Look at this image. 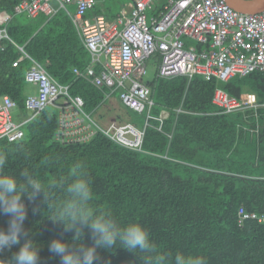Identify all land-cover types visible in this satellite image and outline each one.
Here are the masks:
<instances>
[{
    "label": "trees",
    "instance_id": "16d2710c",
    "mask_svg": "<svg viewBox=\"0 0 264 264\" xmlns=\"http://www.w3.org/2000/svg\"><path fill=\"white\" fill-rule=\"evenodd\" d=\"M20 1L0 0V11ZM165 2L161 0L158 6ZM112 14L98 2L86 16L110 18ZM6 29L11 41L4 40L0 47V98L9 97L15 112L26 113L29 93L24 75L31 62L24 58L12 64L22 55L18 49L21 46L54 80L69 85L71 95L83 99L85 112L96 113L105 100V89L74 72L75 68L84 70L90 56L64 10L59 9L50 17L43 13L33 17L15 15ZM190 43L185 40L186 46ZM153 58L159 61V53L155 52ZM146 84L154 102L149 113L157 116L167 110L169 115L161 130L156 128V118L148 119L141 150L125 148L99 131L87 141L60 142L56 138L59 118L54 105L23 124L20 139H0V153L6 155L2 173L15 176L19 182L38 178L47 190V195L42 190L32 199L27 195L23 198L27 218L21 243L31 240L36 244L38 264H61L60 257L49 250L54 239L67 242L73 249L93 245V236L86 226H81L83 235L74 244L75 230H66L62 223L51 219L54 206L72 198L67 186L75 178L71 170L77 165L91 182L90 206L98 211L111 210L120 226L133 221L141 223L161 252L198 254L205 258V264H264V221H239L238 214L241 206L247 213H264V156L257 157L254 152L251 162L248 159L241 164H233L227 156L230 133L238 124H245L244 114L252 112L222 113L211 103L215 87L238 97L244 84L264 101L263 74L253 71L225 81L205 80L199 75L189 80L156 76ZM178 106L207 115L178 114L174 111ZM125 112L127 123L143 128L145 111L137 113L126 107ZM257 112L261 119L256 121L254 117L248 123L258 130V134H253L256 141L262 133L260 126H264V108ZM166 132L171 133L170 137ZM221 145H227L225 150ZM259 150L264 152V147ZM9 220L0 212V230H7ZM18 249L19 245H15L0 250V260L15 264ZM95 264H144V260L138 252L115 246L112 250L98 248Z\"/></svg>",
    "mask_w": 264,
    "mask_h": 264
},
{
    "label": "built area",
    "instance_id": "2783aa9c",
    "mask_svg": "<svg viewBox=\"0 0 264 264\" xmlns=\"http://www.w3.org/2000/svg\"><path fill=\"white\" fill-rule=\"evenodd\" d=\"M161 0H128L120 4L110 18L96 15L87 18L86 12L96 0H21L13 7L0 11V47L11 41L6 25L18 14L53 15L62 9L71 18L81 42L91 56L89 64L77 75L98 88L105 89V97L117 92L122 104L137 113L146 112L142 129L127 122H110L103 126L83 110V99L71 95L68 85L54 80L41 63L33 58L25 73L26 82L36 87L27 95V115L16 120L15 104L7 96L0 98V139L15 141L23 136L22 126L49 105L58 109L56 138L62 142L89 140L97 131L113 142L129 149L141 150L144 128L149 118L162 120L149 113L153 104L149 87L142 81L146 74V60L158 51L161 55L157 75L202 76L225 81L238 75L259 71L264 76V8L257 13H241L225 0H166L154 15L148 10ZM74 5V9H69ZM187 36L203 46H186L181 39ZM21 49V48H20ZM25 55V53H24ZM22 58L15 60L16 65ZM96 64V65H95ZM96 70V68H98ZM212 102L222 113L251 106L255 97L249 93L236 98L225 90L216 89ZM243 218H264L239 209Z\"/></svg>",
    "mask_w": 264,
    "mask_h": 264
},
{
    "label": "clouds",
    "instance_id": "9594fccd",
    "mask_svg": "<svg viewBox=\"0 0 264 264\" xmlns=\"http://www.w3.org/2000/svg\"><path fill=\"white\" fill-rule=\"evenodd\" d=\"M5 163L6 155L0 153V212L10 217L7 230H0V250L19 245L14 256L15 264H38L36 244L31 240L21 243L23 224L27 218L23 198L27 195L28 199H32L42 190L47 195V190L38 178L29 177L26 182H19L15 176L3 174ZM71 171L75 178L67 186V192L72 194V198L55 205L51 219L54 223H62L66 230H75L72 239L74 244H78L83 235L81 226H86L94 243L73 249L67 242L54 239L49 250L60 257L61 264H95L98 248L112 250L115 246L140 253L144 264H205V258L198 254H186L180 250L174 253L161 252L141 223L133 221L120 226L111 210L98 211L91 207V182L78 170L77 165H73ZM0 264L5 262L0 260Z\"/></svg>",
    "mask_w": 264,
    "mask_h": 264
},
{
    "label": "crops",
    "instance_id": "0c3cea01",
    "mask_svg": "<svg viewBox=\"0 0 264 264\" xmlns=\"http://www.w3.org/2000/svg\"><path fill=\"white\" fill-rule=\"evenodd\" d=\"M102 3L104 6H105V9L106 11L110 10L112 11V13L116 14V12L118 11V9L120 8V4H126L128 3V0H96V3ZM161 3V2H160ZM159 3V4H160ZM158 4V5H159ZM165 4V3H164ZM163 4V5H164ZM155 6L153 7L151 10H148L147 13L149 15H154L156 14V12H158L159 10H161L163 8V5L162 6ZM69 9L73 10L74 9V5H69ZM91 10V9H89ZM88 10V11H89ZM57 12V11H56ZM55 12V13H56ZM54 13V14H55ZM87 13V12H86ZM38 14V13H37ZM20 15V14H18ZM22 15H25V14H22ZM68 15V14H67ZM27 16V15H25ZM47 16V15H46ZM52 16V15H50ZM50 16H47V17H50ZM86 16V14H85ZM96 16V15H95ZM95 16H86L87 18H93ZM27 17H30V16H27ZM33 17V16H32ZM74 25V24H73ZM76 28V27H75ZM181 39L183 40L184 44H185V40H189L191 41L190 44H188V46H195L196 48H200L202 47L203 45L187 36H182ZM21 48V49H20ZM18 49L21 51L22 55L20 57H18L17 59L15 60H18L19 58H22V60L24 58L28 59L30 61L29 58H33L31 57L29 54H27L21 46H18ZM155 52H158V51H155ZM154 52V53H155ZM25 53V55H24ZM89 53V52H88ZM154 53L146 60V72L148 70L149 67H151L153 69V76L151 79L149 80H146V81H143L145 84L147 81H151L153 80L156 76L159 77L157 75V72H158V67H159V64H160V59H161V55H160V58H159V61H156L154 58H153V55ZM90 56V54H89ZM35 59V58H33ZM14 60V61H15ZM90 60H91V56H90ZM13 61V62H14ZM31 62V61H30ZM13 64V63H12ZM96 65V64H95ZM31 66V64H30ZM29 66V68H30ZM27 71V70H26ZM26 73V72H25ZM77 75V74H76ZM81 76V75H79ZM83 78H85L87 80L86 77L84 76H81ZM177 77H187V79L189 80L191 77H188V76H185V75H173L171 77H160V78H166V79H173V78H177ZM202 77V76H201ZM242 77V76H241ZM24 79H25V75H24ZM143 79V77H142ZM205 79V78H204ZM205 80H208V79H205ZM218 80V79H217ZM88 81V80H87ZM220 81V80H219ZM222 81V80H221ZM26 82V80H25ZM89 82V81H88ZM26 88H27V92L30 94V93H34L36 91V87L33 86L32 84L26 82ZM90 83V82H89ZM147 85V84H146ZM96 87V86H95ZM221 87H215L214 90H213V93L216 89H219ZM68 89H69V85H68ZM223 89V88H221ZM224 90V89H223ZM117 92H114L112 93L110 96H106L105 97V100L101 103V105L98 107L97 111H96V114L98 115V111L101 110V108L103 106H111V105H115V109L113 110H110L109 111V123L110 122H127L128 120V116H126V112H125V106L122 104V102L119 100L118 98V102H114V101H111L110 104L111 105H107L106 104V99L107 98H110L113 94H115ZM213 93H212V96H213ZM253 94L254 97H255V103L251 106H247V107H243V108H239L237 110H234L232 111V113H236V112H242V113H245L247 111H251L252 113H249V114H244V123L245 124H238L237 126H235L232 130V133H230V137L228 138V140L230 139V143L228 144V146H230V151L228 153V158H231L233 160V164H241V163H245L248 159L250 160L251 162V159H254L252 156H253V153L255 152L257 154V157L259 155L261 156H264V152H262L261 150H259L260 148L264 147V126L261 125L260 128H259V131H262L261 134H263V137H261V134H260V138H257V141L255 140L253 134H258V130L256 129V127H251V126H248V123L250 120H252L254 117H255V120L259 121V119H261V115H260V118H259V111L257 112V109L258 108H264V101L261 100V98L258 96V93L255 92L254 90H252L250 88V86L248 84H244L241 86V89H240V95L238 97L236 96H233V97H236V98H240V97H245L247 94ZM118 95V93H117ZM230 95V94H229ZM212 96H211V103L214 105V107L218 110V112H220L219 108L212 102ZM232 96V95H231ZM152 100V99H151ZM153 101V100H152ZM262 101V102H261ZM154 103V102H153ZM153 105V104H152ZM151 105V106H152ZM15 110V109H14ZM13 110V113L15 112ZM150 110V109H149ZM174 111L175 113H185L186 115H197V116H205L207 115V113L203 114V113H198V112H193V111H187V110H184L181 108V106H178L176 108H174ZM19 113H21V116L22 118L24 116H26V113L25 112H22V111H19ZM231 113V112H230ZM262 114V113H261ZM146 115V113H145ZM169 115V112L167 110H161L160 113L157 115V116H154V117H158L162 120V123L163 121L165 120L164 118L168 117ZM15 116V115H14ZM99 116V115H98ZM97 116V117H98ZM100 117V116H99ZM21 118V119H22ZM251 118V119H250ZM16 120H20V119H16ZM145 120H146V116H145ZM263 123H264V120H261ZM108 123V124H109ZM145 123V121H144ZM158 123H159V120H158ZM107 124V125H108ZM203 130V128H202ZM200 130H198L199 132ZM170 134L171 133H167L166 132V136L170 137ZM260 139V140H259ZM217 144L218 142L215 141L214 144ZM222 146V151L225 150L226 146L227 145H221ZM260 147V148H259ZM224 156H225V153H223ZM255 164H257V161L255 162ZM251 165V164H249ZM262 178L264 179V176H262ZM242 207V206H241ZM239 207V209L241 208ZM243 208V207H242ZM239 209H238V214H239ZM244 209V208H243ZM252 213V212H251ZM257 216H262L264 215L263 214H257L255 213ZM250 219H256L257 221L259 222H262L264 221V218L259 220L257 217L256 218H252V217H249Z\"/></svg>",
    "mask_w": 264,
    "mask_h": 264
},
{
    "label": "rangeland",
    "instance_id": "374dc122",
    "mask_svg": "<svg viewBox=\"0 0 264 264\" xmlns=\"http://www.w3.org/2000/svg\"><path fill=\"white\" fill-rule=\"evenodd\" d=\"M152 76H153V69L151 67H149L147 72H146V74H144L142 81L149 80V79L152 78ZM111 101L118 102L117 93L113 94L110 98H107L105 102H106L107 105H111L110 104ZM114 106L115 105H111L110 107L109 106H103L101 108V110L98 111V115L100 117H97L98 115L96 113L91 114V116L99 124H101L103 126H106L109 123V121H110L109 120V117H110L109 116V111L112 110V109L114 110L115 109ZM14 115H15V119H21L22 118L21 113H19V112H14ZM116 123H119V122H116Z\"/></svg>",
    "mask_w": 264,
    "mask_h": 264
},
{
    "label": "water",
    "instance_id": "95a60500",
    "mask_svg": "<svg viewBox=\"0 0 264 264\" xmlns=\"http://www.w3.org/2000/svg\"><path fill=\"white\" fill-rule=\"evenodd\" d=\"M234 10L241 13H257L264 8V0H225Z\"/></svg>",
    "mask_w": 264,
    "mask_h": 264
}]
</instances>
